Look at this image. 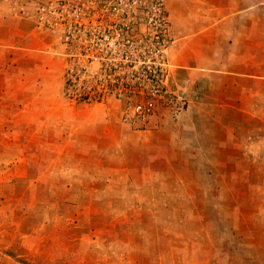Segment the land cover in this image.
I'll list each match as a JSON object with an SVG mask.
<instances>
[{
	"label": "rangeland",
	"instance_id": "obj_1",
	"mask_svg": "<svg viewBox=\"0 0 264 264\" xmlns=\"http://www.w3.org/2000/svg\"><path fill=\"white\" fill-rule=\"evenodd\" d=\"M247 7L264 54V0H0V264H264V59L196 68ZM162 60L182 109L134 117Z\"/></svg>",
	"mask_w": 264,
	"mask_h": 264
},
{
	"label": "crops",
	"instance_id": "obj_2",
	"mask_svg": "<svg viewBox=\"0 0 264 264\" xmlns=\"http://www.w3.org/2000/svg\"><path fill=\"white\" fill-rule=\"evenodd\" d=\"M251 7H247L244 9L237 10L235 12H230L224 14L222 17L218 18L216 22L212 25H206L205 27H195L194 30L197 29L195 34L196 36H202V34L209 35L212 33H215L216 36L224 35L225 39V49L223 51V54L225 56H218L216 60L213 58V49H211L210 55L206 56L203 63L201 62V55L198 53V64L200 61V64H197V69L201 70L203 69V72H215L218 73L222 70L224 60L228 62V64H225L224 72L229 74L230 77L236 76L233 82H235L236 87L239 88V91L246 92V90H249L243 83H240V80L251 78V79H262L263 76L259 74V67H261V64L263 63L264 54H260V45L259 42H252L251 40L244 41L243 37L246 36L250 30V28L254 27V25L257 23L256 19L248 18V26L246 28L243 27L244 22V16H250V9ZM246 17V16H245ZM231 21V22H230ZM223 22V23H222ZM222 23L221 27H214V25H219ZM226 23H231L230 27L226 26ZM195 25V24H194ZM242 26V28L240 27ZM228 27V29H227ZM220 28H224L225 31H221ZM200 29V30H199ZM241 33L242 38H240V41H236L234 38L236 35H239ZM228 38V39H227ZM196 42V41H195ZM246 42V43H245ZM252 44V45H251ZM214 48V47H212ZM198 51H203L202 45L200 43L198 47ZM225 52V53H224ZM238 52V53H237ZM260 54V55H259ZM251 56V57H250ZM204 58V57H203ZM238 66V67H236ZM191 68V66H189ZM192 68L195 69V64H192ZM264 69V68H261ZM201 73L198 75L200 78L204 75V73ZM207 74V73H206ZM233 84V83H232ZM235 87V88H236ZM255 91L258 92V88H255Z\"/></svg>",
	"mask_w": 264,
	"mask_h": 264
},
{
	"label": "built area",
	"instance_id": "obj_3",
	"mask_svg": "<svg viewBox=\"0 0 264 264\" xmlns=\"http://www.w3.org/2000/svg\"><path fill=\"white\" fill-rule=\"evenodd\" d=\"M163 47L164 43L162 40H158L155 51L162 55V51L164 50ZM115 68L110 70L117 72L116 75L111 79V84L116 83L118 86L125 84L127 86L128 83H126L127 81H124V76H120V73L115 71ZM140 68V72L132 73L131 76L134 78V80L140 79L146 83L145 92L142 91L141 95L131 106L132 115L137 118L149 117L154 114L159 104L177 106L176 111H180L182 109V105H178V103L183 104V99L185 98L183 96L184 93L183 91H175L174 88L169 84L170 71L168 69V64L162 60L154 62L153 65L145 63L144 65H141ZM108 90L109 93H113L112 87H110ZM83 94L86 99L95 97L101 98V96L103 97L105 95V93H95V95H90L89 92Z\"/></svg>",
	"mask_w": 264,
	"mask_h": 264
}]
</instances>
